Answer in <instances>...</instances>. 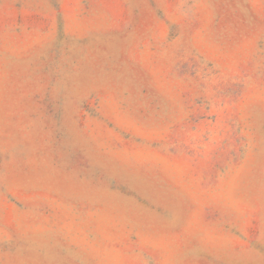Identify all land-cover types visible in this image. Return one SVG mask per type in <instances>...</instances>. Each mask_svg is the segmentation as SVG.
Returning a JSON list of instances; mask_svg holds the SVG:
<instances>
[{
	"label": "rangeland",
	"instance_id": "1",
	"mask_svg": "<svg viewBox=\"0 0 264 264\" xmlns=\"http://www.w3.org/2000/svg\"><path fill=\"white\" fill-rule=\"evenodd\" d=\"M0 264H264V0H0Z\"/></svg>",
	"mask_w": 264,
	"mask_h": 264
}]
</instances>
